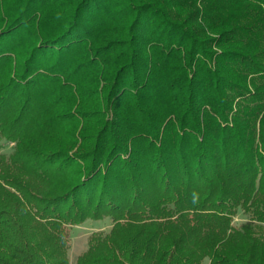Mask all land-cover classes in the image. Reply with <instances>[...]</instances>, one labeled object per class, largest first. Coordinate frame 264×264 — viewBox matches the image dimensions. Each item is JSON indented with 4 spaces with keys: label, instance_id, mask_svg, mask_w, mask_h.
I'll use <instances>...</instances> for the list:
<instances>
[{
    "label": "trees",
    "instance_id": "trees-1",
    "mask_svg": "<svg viewBox=\"0 0 264 264\" xmlns=\"http://www.w3.org/2000/svg\"><path fill=\"white\" fill-rule=\"evenodd\" d=\"M3 139L0 264H264V0H0Z\"/></svg>",
    "mask_w": 264,
    "mask_h": 264
},
{
    "label": "rangeland",
    "instance_id": "rangeland-1",
    "mask_svg": "<svg viewBox=\"0 0 264 264\" xmlns=\"http://www.w3.org/2000/svg\"><path fill=\"white\" fill-rule=\"evenodd\" d=\"M14 150V143L6 140L0 141V153L6 156L10 155ZM248 221V215L239 210L234 217L233 225L239 227L240 225ZM112 222L110 218H104L99 221L86 220L84 223L78 226L68 227L69 232V264H75L77 257L87 250L88 237L95 232L106 234L110 231ZM203 264H208L207 260H204Z\"/></svg>",
    "mask_w": 264,
    "mask_h": 264
}]
</instances>
